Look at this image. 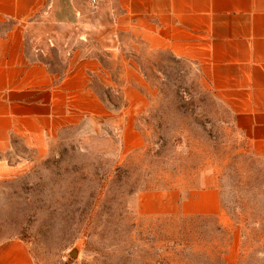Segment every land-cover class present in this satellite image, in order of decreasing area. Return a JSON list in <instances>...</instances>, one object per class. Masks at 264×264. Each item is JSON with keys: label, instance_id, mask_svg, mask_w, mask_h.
Segmentation results:
<instances>
[{"label": "rangeland", "instance_id": "1", "mask_svg": "<svg viewBox=\"0 0 264 264\" xmlns=\"http://www.w3.org/2000/svg\"><path fill=\"white\" fill-rule=\"evenodd\" d=\"M97 4L90 0L88 18L98 16ZM104 36L82 40L97 49ZM118 36L114 57L100 51L110 82L96 77L94 86L116 117H129L120 68L136 64L147 103L132 116L135 136L107 118L64 129L42 152L15 142L7 158L13 168L0 180V240L24 239L38 264H264V157L232 128L195 63ZM213 181L219 216L139 210L144 191Z\"/></svg>", "mask_w": 264, "mask_h": 264}, {"label": "crops", "instance_id": "2", "mask_svg": "<svg viewBox=\"0 0 264 264\" xmlns=\"http://www.w3.org/2000/svg\"><path fill=\"white\" fill-rule=\"evenodd\" d=\"M89 5L90 0H0V24L12 21L0 30V180L13 168L7 158L15 142L42 152L47 139L64 129L107 118L124 121L126 134L135 136L132 116L147 103L136 64L123 62L120 68L129 117H116L94 86L96 77L110 82L100 51L114 57L110 50L120 48L118 35H134L149 51L167 50L195 63L232 128L264 157V0H98L93 19L85 12ZM84 35L105 36L94 49ZM52 49L59 67L49 60ZM138 201L139 210L151 216L223 213L215 181L187 191L147 190ZM0 264L38 263L24 239L10 237L0 240Z\"/></svg>", "mask_w": 264, "mask_h": 264}]
</instances>
